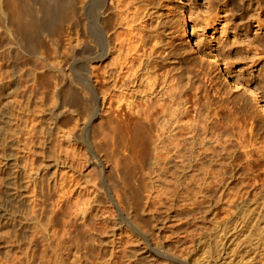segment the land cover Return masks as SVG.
Listing matches in <instances>:
<instances>
[{
    "label": "bare ground",
    "instance_id": "obj_1",
    "mask_svg": "<svg viewBox=\"0 0 264 264\" xmlns=\"http://www.w3.org/2000/svg\"><path fill=\"white\" fill-rule=\"evenodd\" d=\"M241 2L253 10V0ZM181 16L174 26L175 16L164 0H0V31L28 60L43 61L45 69L35 78L53 92L46 113L60 122L85 99L89 123L96 120L95 126L106 133L97 143L111 150L91 146L79 165L97 158L96 168L103 170L101 162L104 172H112L127 164L128 157L133 163V185L119 183L126 202L113 187L109 199H102L98 182L89 185L84 176L77 179L69 171L60 176L66 184L79 182L81 191L91 195V190L97 198H88L83 206L75 199L67 214L86 218L90 230L104 231L111 223L115 228L111 264L131 243L169 264H184L180 252L162 241L171 216L160 210L166 202L174 207L176 200L188 224L190 211L197 214L192 230L196 246L207 251V264H223L227 258L233 264L238 253L258 248L257 197L251 196L257 189L256 174L238 185L225 176L230 143L238 142L250 154L246 127L218 85L210 81L203 93L200 73H191L188 62L172 56L171 28L188 39L187 19ZM205 57L255 101V86L223 67L212 50ZM14 84L7 85L4 98L13 93ZM212 96L227 103L214 106ZM16 117L3 102L0 129ZM60 130L69 141H77L83 132L78 121ZM246 164L251 166L248 160ZM71 191L62 193L66 203ZM93 205L104 210L103 216H91Z\"/></svg>",
    "mask_w": 264,
    "mask_h": 264
},
{
    "label": "rangeland",
    "instance_id": "obj_2",
    "mask_svg": "<svg viewBox=\"0 0 264 264\" xmlns=\"http://www.w3.org/2000/svg\"><path fill=\"white\" fill-rule=\"evenodd\" d=\"M164 1L175 16L174 26L182 14L188 23V39L177 28H171L174 32L172 56L188 62L191 73H200L198 80L203 93L210 81L218 85L223 96L234 104L233 110L239 111L237 115L246 127L249 156L234 141L229 144L225 158V176L238 185L242 179L256 174L255 101L246 91L235 89L230 77L216 71L207 61L205 52L212 50L223 67L233 71L244 83L255 86L253 10L241 0ZM44 69L41 59L28 60L9 36L0 31V108L7 101L12 111L18 114L5 129H0V264H111V238L115 228L111 223L104 231L100 227L90 230L86 218L76 216L72 211L67 214L75 199L83 206L88 198H97L91 190V195L81 191L83 188L79 182L77 185V182L66 184L65 177L60 176L62 171H69L77 179L84 176L83 180L86 178L89 185L98 182L97 186L102 187V199H109V188L113 187L112 190L126 202L127 197L119 183L126 180L129 186L133 185V163L128 157L127 164L123 163L118 170L113 168L112 172H104L106 167L101 162L98 163L103 170L96 168L97 158L79 165V158H85L91 146H99L102 152L111 150L107 145L102 149L97 143L106 133L95 126L96 120L89 123L85 99L78 111L60 122L46 113V103L52 102L53 92L35 78V74ZM10 82H15L13 93L4 98ZM212 98L214 106L222 107L227 103L218 96ZM75 121L83 132L77 141H69L61 135L60 129L73 126ZM74 152L78 155L74 156ZM247 160L251 166L246 164ZM69 188L73 189L70 192L72 199L66 203L62 193L68 194ZM8 195L10 200L6 199ZM251 196L257 197V189ZM160 212L163 216H171L167 219L169 226L162 231V241L167 240L166 244L180 252L184 264H207V251L195 244L192 230L193 220L197 217L195 211H190L189 224L179 200L174 207L166 202ZM113 213L117 214V211L114 209ZM103 214L104 210L93 205V218ZM114 217L111 215L110 222H115ZM227 261L223 264H229ZM242 262L258 264V248L238 253L232 263ZM114 264L169 262L143 251L139 244L131 243L118 253Z\"/></svg>",
    "mask_w": 264,
    "mask_h": 264
}]
</instances>
